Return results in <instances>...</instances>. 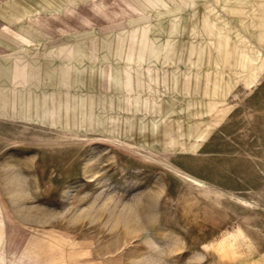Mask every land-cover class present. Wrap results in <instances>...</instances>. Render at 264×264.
Masks as SVG:
<instances>
[{
    "label": "rangeland",
    "instance_id": "1",
    "mask_svg": "<svg viewBox=\"0 0 264 264\" xmlns=\"http://www.w3.org/2000/svg\"><path fill=\"white\" fill-rule=\"evenodd\" d=\"M157 4L158 16L147 0L142 15L117 31H125L123 41L109 43L157 44L173 48H159V58H189L220 101L207 139L164 154L92 137L94 109L107 102L96 99L95 108L79 98L84 115H74L71 130L69 115H61V129L30 137L39 146L25 154L7 147L0 156V264H264V115L253 129H231L234 98L228 76L217 71L229 68L217 67L221 58L246 50L217 45L207 22L203 33L176 35L170 45L152 41L151 20L165 10Z\"/></svg>",
    "mask_w": 264,
    "mask_h": 264
},
{
    "label": "crops",
    "instance_id": "2",
    "mask_svg": "<svg viewBox=\"0 0 264 264\" xmlns=\"http://www.w3.org/2000/svg\"><path fill=\"white\" fill-rule=\"evenodd\" d=\"M158 1L165 10L162 20H151L152 41L170 45L176 35L203 33L207 22L217 45L246 50L241 57L221 58L217 67L229 68L217 71L228 76L229 98H234L230 128L253 129L258 115H264V0H194L191 6L189 0H180V9L173 5L175 0H154V16ZM207 2L217 10L206 9ZM146 4L0 0V156L7 147H20L25 154L30 146H39L30 137H44L47 127L61 129V115H69L71 130L74 115H84L77 110L79 98L94 107L96 99L107 102L103 109H94L100 115L93 119L98 124L88 128L92 137H110L140 151L164 154L207 139L208 123L214 120L211 108L217 103L218 113L220 101L213 100L214 90L207 88L189 58H159V48H173L157 44L109 43L123 41L125 31H117L126 28L127 20L140 17ZM97 39L106 45H93ZM256 49L262 58L252 54Z\"/></svg>",
    "mask_w": 264,
    "mask_h": 264
}]
</instances>
